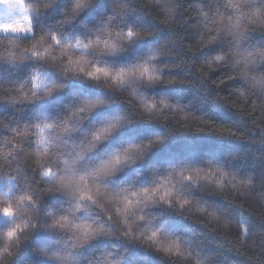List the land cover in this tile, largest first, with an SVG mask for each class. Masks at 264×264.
Instances as JSON below:
<instances>
[{
	"label": "trees",
	"instance_id": "obj_1",
	"mask_svg": "<svg viewBox=\"0 0 264 264\" xmlns=\"http://www.w3.org/2000/svg\"><path fill=\"white\" fill-rule=\"evenodd\" d=\"M167 2L21 0L33 31L0 33V264H61L56 255H70L69 264H264V91L243 75L264 81V59L256 55L264 49V16L225 7L245 0ZM252 3L259 8L264 0ZM229 18L239 22V43L227 32ZM129 29L140 37L99 53ZM218 30L225 38L208 45ZM88 40L94 52L73 47ZM153 54L154 76L183 82L121 86L102 74L99 81L74 75L94 66L128 70ZM50 91L29 102L34 92ZM85 102L96 106L72 116ZM45 124L52 127L42 132ZM113 124L87 151L93 134ZM136 147L142 151L128 152L99 181L108 189L92 184L80 193L93 198L80 202L81 221L72 220V197L49 193L61 181L56 167L44 166L50 156L70 167L82 155L76 167L86 173ZM21 185L42 200L25 203ZM152 187L174 207L136 203L131 193ZM125 188L119 197L112 192ZM10 190L12 200L4 195ZM66 215L81 237L82 221L113 235L80 246L71 231L48 227ZM13 228L18 244L5 239Z\"/></svg>",
	"mask_w": 264,
	"mask_h": 264
},
{
	"label": "snow or ice",
	"instance_id": "obj_2",
	"mask_svg": "<svg viewBox=\"0 0 264 264\" xmlns=\"http://www.w3.org/2000/svg\"><path fill=\"white\" fill-rule=\"evenodd\" d=\"M0 3H3L6 5L7 8V15L11 17L17 9H22L23 5L20 3V0H0ZM76 9H80L82 6L77 4ZM166 7L168 8H175L176 5L172 2V0H168L166 3ZM225 7L229 8H234V9H243V8H248L249 10L256 9V11L260 14V16H264V5H261V7L257 8L254 6L252 3V0H245L244 3L242 4H233L229 3L225 5ZM218 14V13H217ZM249 18V17H245ZM230 19V18H229ZM240 25L239 22L237 21L235 24L230 23L227 26V32L232 35L234 40L239 43L240 41L243 40V35L239 31ZM5 32L11 31L12 33L19 34L24 32L25 30L19 27H10V26H5L4 28ZM29 33L33 31L32 27L30 26L29 29L27 30ZM118 35L120 36V39L112 44H106L103 49H100L99 53H105V54H110L116 50L119 49L120 45L123 43L130 42L138 37H140L139 33L137 31H133L131 29L124 31V30H118ZM109 36L111 37V33H109ZM225 38V32L224 30H218L217 35L213 36L211 40L208 41V45L214 41H217L218 39H224ZM52 40L56 41L57 44H60L61 42L57 39L55 35L51 37ZM73 47H78L81 51H92L94 52L92 48V42L91 40H88L87 43H80L79 41L77 42V45H74ZM228 47L232 48L233 47V41L229 40L228 41ZM225 54H228L227 52ZM240 54V53H237ZM261 59H264V49L260 50L258 53H256ZM33 58L35 59H41L40 56L37 55V53L33 52L32 53ZM222 57L217 56L216 59L219 60ZM155 59V55L153 54L152 57H149L148 61H145L144 63H141L137 65L134 68L128 69V70H119V71H112L107 68H102V67H97L94 66L93 71H85L83 68L80 70V72L75 73L74 75H80L83 74L85 77L88 79H91L93 81H99L100 75L102 74L106 79L113 80L117 84L124 86L125 84H131L133 81H144L147 83H157V82H164V83H175V82H183V81H175L172 79H161L158 76H154L153 72L155 71L153 64L150 63L151 60ZM176 67H179V65H176ZM244 79L245 81L252 87L256 88L258 85L261 89V91H264V81H257L255 78L249 79L247 77V74L244 73ZM56 87H59V85H53V90H55ZM51 91L46 93L45 95L41 96L38 92H34L32 95V99L29 100H38L41 99L44 96L50 95ZM243 94V93H242ZM97 103H100L97 101ZM96 105L93 103H88L85 102L84 106L81 108L77 109L75 112L72 113V116L77 117L78 119L80 118V113L81 112H87L91 108L95 107ZM52 125L50 124H45L40 130L43 132L45 130L51 129ZM115 127V124L110 125L108 128L94 133L92 136V141L88 143V148L87 151H90L92 147L95 146L96 142H99L101 139L104 138V136L111 131V129ZM147 147V145H145ZM131 151H142L141 148L136 147V148H130L126 149L124 154L117 155L115 157L110 158L109 160L103 162L100 166L96 167L95 169L89 170L86 173L80 172L76 165L79 161V159L82 157V155L78 156L77 160L73 162V165L70 167H61L62 164H66V161H61V162H56L54 163L52 160V157L50 156L48 161L44 166L48 165H53L59 170V174L61 176V181L60 185L55 188H49V193H52L53 191L62 193L66 196L72 197L75 202L76 206L71 212L72 220H79L81 221L77 216L76 212H79L82 210V208L85 207V205H81L80 202H87V201H92L93 198L91 195H81V192H88L90 191V185L95 184V185H103L99 181L107 176H110L113 174L116 170L117 167L124 162L126 159V154ZM200 168H196L197 173L200 171ZM183 171V169L181 170ZM223 174V173H222ZM25 175H27V172H25ZM44 176L48 178V181H51L55 179L53 175H50L49 173H44ZM65 178H67V182H65ZM188 181H191V177L186 178ZM104 186V185H103ZM105 189H108L106 186H104ZM162 187V185H161ZM160 191L159 187H152L148 189H143L142 192H135L133 191L131 193L132 196L139 197V199L136 201V203H155V202H160L165 205L174 207L173 201L171 199H165V198H160L158 196V193ZM21 192H27V198L25 199V203L31 204L34 201L35 202H40L42 200L41 196H38L34 190H30L29 188H25L23 185H21L17 189V193ZM113 194L117 197L121 195V192L123 193H128L129 189H121L119 191H113ZM17 193H12L11 190L9 192L4 193V195L9 199L12 200L13 197ZM125 199H127V196H125ZM129 205H132V201L129 200ZM3 215L7 217L10 221L13 220L14 218L12 217V214L8 211V209L4 210ZM143 219V217H141ZM83 226H84V234L81 237L79 235V228L78 227H70L72 225V221L68 219V216L66 215L64 217L63 221H57L55 225H50L48 226L50 229L55 228L58 226L60 229H64L66 232L71 231L72 236L70 238H75L80 240V246L87 244L90 240L99 237V236H109L113 235V233H110L108 231H105L103 226H97L93 227L92 225L95 224V222H92V224H89L88 222L82 221ZM37 225H32L33 228H35ZM119 234V233H118ZM120 235V234H119ZM125 236L127 235L126 233L124 234ZM155 235V234H154ZM121 236V235H120ZM5 239L9 242H15L19 243L18 237L16 235V229L13 228L9 230L6 235ZM149 240H152V237H149ZM76 245H73L75 247ZM178 246V245H177ZM6 252H8L9 255H11L10 249H5ZM164 251H167V249H164ZM56 260L61 261V264H69L71 260L70 255H56L53 257Z\"/></svg>",
	"mask_w": 264,
	"mask_h": 264
},
{
	"label": "rangeland",
	"instance_id": "obj_3",
	"mask_svg": "<svg viewBox=\"0 0 264 264\" xmlns=\"http://www.w3.org/2000/svg\"><path fill=\"white\" fill-rule=\"evenodd\" d=\"M5 26L19 27L24 29L25 31L19 34L12 33L11 31L5 32L4 31ZM30 26H31V16L24 6L22 9H17L16 12L11 17H9L7 15L6 5L0 3V33L1 34L26 36L29 34L27 30L29 29Z\"/></svg>",
	"mask_w": 264,
	"mask_h": 264
}]
</instances>
